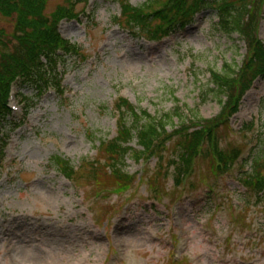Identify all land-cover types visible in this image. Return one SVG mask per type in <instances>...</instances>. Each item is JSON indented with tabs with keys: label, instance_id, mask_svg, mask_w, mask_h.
Returning a JSON list of instances; mask_svg holds the SVG:
<instances>
[{
	"label": "rangeland",
	"instance_id": "1",
	"mask_svg": "<svg viewBox=\"0 0 264 264\" xmlns=\"http://www.w3.org/2000/svg\"><path fill=\"white\" fill-rule=\"evenodd\" d=\"M45 1L46 17L59 7L77 15L58 28L77 53L63 51L56 66L62 95L57 88L40 95L24 90L33 95V108L25 120L24 111L16 112L18 126H6L0 264H264V195L241 182L261 151L263 78L216 133L218 151L241 152L226 169L216 162L221 169L214 171L203 160L207 147L183 178L187 166L175 153L179 120L153 155L135 158L143 151L137 138L128 146L135 153L118 161L105 149L121 129L119 98L152 116L217 118L222 104L210 93L211 71L226 64L242 69L246 44L220 32L211 9L154 42L125 23L124 8L147 0ZM16 22L17 15L0 12L2 41L14 40ZM257 34L264 44V4ZM101 142L106 146L99 150ZM56 158L79 171L99 161L108 174L130 176L131 187L116 194L92 177L69 181Z\"/></svg>",
	"mask_w": 264,
	"mask_h": 264
},
{
	"label": "trees",
	"instance_id": "2",
	"mask_svg": "<svg viewBox=\"0 0 264 264\" xmlns=\"http://www.w3.org/2000/svg\"><path fill=\"white\" fill-rule=\"evenodd\" d=\"M263 4L264 0H147L138 8L125 7V23L129 28L141 31L154 42L176 35L190 25L202 10L211 9L218 18L217 29L228 37L238 35L246 44L248 56L242 69L226 64L223 70L211 71L210 93L222 104V112L214 120L205 121L197 116L187 120L176 111L172 115L152 116L119 98L117 110L120 113L115 116L121 124L118 138L107 146L106 142H101L99 150L106 146L105 149L109 150L107 154H114L109 160L118 161L121 154L133 151L128 146L137 138L143 151L137 152L135 158L140 160L145 155L154 154L157 145L167 138L168 127L173 120H179L180 124L175 129V137L179 138L175 142V153L180 151V160L187 166L183 178L189 173L191 161L200 155L203 148L208 147L202 152L203 160L209 161L214 171L221 169L216 168L217 165L226 169L238 160L241 156L239 149L225 153L218 151L216 133L221 125L227 127L226 122L239 111L243 97L252 89L254 82L264 79V44L257 34ZM45 6V0H0L1 13L10 17L17 15L14 40L2 41L5 36H0V165L7 147L3 133L9 120H14L9 108L12 91L24 105L25 112L33 108V95H24V90L40 95L52 87L62 95V80H58L56 66L63 59V51L77 53V48L63 39L58 31L62 20L74 19L77 15L72 10L59 7L53 15L46 17ZM262 118L261 151L251 163V172L243 175L241 181L246 190L259 195H264V107ZM55 164L69 181L79 175L85 180L92 177L95 185L105 187L104 191L112 189L120 194L132 184L130 176L121 170L108 174L96 160L85 163L80 171L60 158H56ZM178 171L179 174L184 172L183 169Z\"/></svg>",
	"mask_w": 264,
	"mask_h": 264
},
{
	"label": "bare ground",
	"instance_id": "3",
	"mask_svg": "<svg viewBox=\"0 0 264 264\" xmlns=\"http://www.w3.org/2000/svg\"><path fill=\"white\" fill-rule=\"evenodd\" d=\"M124 242H127L126 240Z\"/></svg>",
	"mask_w": 264,
	"mask_h": 264
}]
</instances>
